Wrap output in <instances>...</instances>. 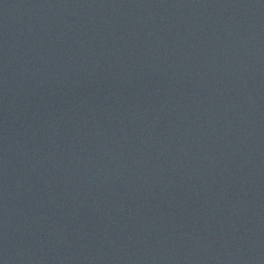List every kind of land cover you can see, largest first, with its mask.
I'll return each instance as SVG.
<instances>
[{"label":"water","instance_id":"95a60500","mask_svg":"<svg viewBox=\"0 0 264 264\" xmlns=\"http://www.w3.org/2000/svg\"><path fill=\"white\" fill-rule=\"evenodd\" d=\"M0 264H264V0H0Z\"/></svg>","mask_w":264,"mask_h":264}]
</instances>
